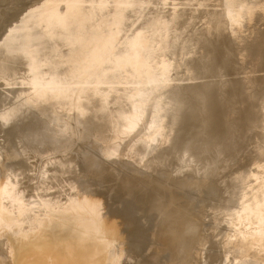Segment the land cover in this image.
Instances as JSON below:
<instances>
[{
  "label": "bare ground",
  "instance_id": "1",
  "mask_svg": "<svg viewBox=\"0 0 264 264\" xmlns=\"http://www.w3.org/2000/svg\"><path fill=\"white\" fill-rule=\"evenodd\" d=\"M130 1L136 0H0V36L2 35L0 38V81H8L9 91L15 93V88L18 92H21L27 86L36 88L48 85L53 87L45 91L44 98L52 105V107L48 105V109L45 108L40 99L27 96L24 91L28 88L19 93L18 104L21 103V106L15 110H11L13 112L6 114L5 118L9 124L20 127V135L18 134L17 140L13 141V143L12 141H2L0 163L4 162L8 164L18 159H23L25 157L23 151H30L35 154L30 158H24L27 159L28 163L32 164L34 162L36 165L47 163L51 164L55 169L62 168L69 171L60 175L52 172L48 182L42 185L44 191H48L49 189L47 188L61 186L65 178L71 177L67 179L69 183L65 184L68 188V191H66L68 193L64 192L66 193L65 197L62 196L63 194L59 190L57 194H52L53 197L50 201L45 202L51 205L53 211L61 208L62 220L55 224L48 222V220L53 218L51 216L53 212L44 211L42 204H40L44 192L34 194L36 195L34 201L37 204L35 207L28 203L24 204L25 207L21 209L24 214L20 215L17 213L16 215L10 210L7 213H0V232L4 230L16 231L25 236V238L20 236L9 237L10 245L6 259L10 264H26L24 262L31 260H34L31 264H46L49 258H47V255L42 256V254L49 253L56 255L59 251L61 253L65 252L68 258L66 264H110V261L115 260V257L109 251V247L114 251H118L116 248H111L110 245L130 249L135 254L139 253V249L134 250V242H137L134 238L138 231L139 222H133L132 215L127 213V206L130 204V200L122 201L115 198L122 193L121 190H118L119 192L114 190L115 185L119 183L124 185L132 184V186L143 183L146 187L147 184H151L153 188L155 187V190H161L168 198L175 197L176 201L187 210V213L180 214L177 213V210V215L176 213L175 215L172 213V215H169V213L166 216L164 214L163 221L160 222L158 220L159 222L157 221V223L152 225L154 227L152 228L153 236L151 239L161 243L159 244V249L154 247L155 249L149 248L150 250H148L146 248L148 246H145V248L148 250L150 260L159 259L163 261V258H160V256H165V262L163 261L165 264H195L197 262L196 259L190 261L189 250L193 249L192 247L200 246L205 238H214L216 236L212 235V232L208 236L202 235L194 223L196 211L198 207L201 208V198L208 195L214 186L220 197L223 196L226 199L228 197L233 198L235 203L240 204L241 201V205L243 206L255 204L256 207L264 205V101H262L264 97L261 99L260 95L263 84L254 76L255 74L253 75L257 66L260 63L263 64L261 58L252 64L248 71L249 73L246 74L243 89L247 96L246 101L248 102V106L243 110L240 109L238 112L231 110V112H226L223 115L208 114L210 109L219 107L222 102L220 103L213 99L207 100V90L204 88H201L198 92L196 91L193 95L185 97L182 101H175L173 105L166 107L157 105L156 97H147L144 103L145 109L142 110V120L147 123V129L148 127L155 126V124L165 123H168L172 127V131L170 132V139L172 141L167 146L160 147L158 152L150 159L151 156L146 150L147 146L145 143L147 139L152 137L148 132H146L145 138H138V135L135 136L137 138L131 140L132 146L124 148L125 145L123 143L127 140V134L130 135L134 130L132 127L126 131L120 122L123 118V113L133 112L136 105H123L122 96L115 95L114 91L106 90L112 79H117L116 81H118L123 75L122 68H119L120 64L124 62L122 44L125 46L126 41L131 47L127 36L126 39L120 37L113 45L110 52L112 54L104 58L99 57V63L96 68L88 72L85 71L79 80L69 77V74L73 70L76 72L75 66L79 61L62 63L64 60L71 58L64 56V48L58 45L63 43V41L56 42L57 44L53 50L50 48L44 49V51H37L39 48H43L44 36L51 30L47 28L48 22H56V25H62L64 28L70 24L74 25L72 29L74 32L75 28L81 26L84 29L94 30L95 33L106 29L107 33L105 34H112L108 29L111 24L119 21L122 17L132 16L133 12L127 15V7ZM255 1L250 0L249 3L254 6ZM221 2L230 3V7L232 8L236 6L238 1L222 0ZM115 3L121 4L122 8L118 6L110 7L111 5H115ZM31 4H37V8L34 10L30 9L31 11L26 10ZM256 9L253 13L257 22L261 19L260 16L264 12V5L263 8ZM33 13L38 16V21L40 20L38 23H28L24 20V18ZM148 14L149 12L146 15ZM170 17L175 16L171 15ZM208 19L211 27L202 36L197 35L192 37L198 39L200 46H205L209 43L208 40L215 41V38H212V27L216 24H227V19L219 17L214 10L211 11ZM143 22V26L146 24H159L161 26L157 30L158 37L146 38L140 46L137 44V39H134V45H137V49L139 50V61L145 55L153 59V62H150L146 67V69L148 66L150 69H153L151 73L155 70H160L161 61L168 63L173 61V56L179 55L173 62V64L177 65L178 61L183 58V55L179 52L185 46L186 39L176 41L177 43L173 44V48L169 49L167 47L171 41L164 37L163 31L167 28L179 31L181 30V26L185 24L176 18L164 19L163 17H146L145 20L143 19ZM8 28L18 29L10 30ZM186 28H188L187 25ZM262 28L260 29L262 30ZM8 33H11V35ZM151 36L153 37L154 33ZM157 40L159 43L155 45ZM249 41L248 34L244 42L247 43ZM27 45H32L33 49L26 54V57L22 58V67L17 72L15 71L16 63L13 61L14 55L26 52ZM150 51H153L154 54H151ZM34 52L39 53L38 59L32 56ZM219 52L221 50L217 47L203 52L205 55L207 54L203 60L208 61L211 67L210 70H213V72L215 70L221 71L220 69L228 67L224 61H221L222 67L218 68V64L212 67V60L216 58ZM189 53H193V50L189 51ZM49 59L54 61L59 60L56 63L63 64V67L59 68L56 66L50 82L41 81L42 85L36 86L37 82H33L34 79L31 74L34 72L32 67H34V64L39 66L41 63L50 61ZM104 60H107L108 64L115 63L116 67L113 72L115 74L108 73L110 68H106L101 64ZM154 85V82L148 83V86H146L148 88L146 89L147 95H153L154 92L158 91L160 85L158 87L156 85L157 88ZM161 92L163 93L162 90ZM170 94V92H167L165 96L164 94L160 96L169 97ZM21 95L23 96L21 97ZM173 98L172 96V100L174 101L175 99ZM100 103L105 104L110 109L111 113L109 117L102 125L87 128L85 123L81 121L83 115L79 112V109L81 107L95 109L99 107L97 105H100ZM152 106H156L157 108ZM183 107L199 108V112L206 115V117H203L200 127L180 131L176 123L175 112H179V108ZM158 108H163V110ZM168 111H174V113L169 118L162 119L163 114L165 113L166 115ZM61 116H63L62 119L60 118ZM28 117L31 118V122L26 124L45 126L47 121H49L50 127L57 129L53 132L48 128L33 130V127L25 125ZM50 120L54 123L57 121L58 124L55 123L54 125ZM137 120H139L138 117L132 118L129 121V125L135 123ZM71 127L74 132L81 130L84 133L79 135L76 133L74 136H78L74 138L69 132ZM156 128L152 129V131ZM116 132L119 135L126 133V136L122 141L119 140L113 145L111 141H113ZM51 134H53L52 139L49 138ZM179 135L180 137L183 135H191L192 137H189L190 139L188 137L177 139L176 136ZM92 138L103 141L110 152L119 151V155L132 158V163L130 161L131 166L129 164H126V166L120 164L117 171L110 172L111 170L109 171V168H107V163H104L100 157L96 156L94 159L91 157L93 156L92 153L82 152L83 147L86 146L85 143L89 142ZM138 146L142 149L145 148L146 152V154H142L139 158L136 156ZM71 152H75L76 155L70 161L67 157ZM2 153L6 156H3ZM14 175L17 174L15 173ZM242 176L243 178L241 179ZM0 177L1 187V181H3L5 176L0 175ZM10 177L13 178V176ZM94 177H99L103 181L101 183L105 190L110 193L108 194L109 196L100 194L101 192L104 193L101 190H93L91 188ZM236 177H240V179L237 181L238 178ZM12 181H16V179L13 178ZM3 188L6 190V185ZM139 188L141 189L142 187L139 186ZM130 189L128 188V191ZM144 190L148 189L144 187L141 191ZM158 190L156 193L160 194L161 192L158 193ZM97 192L98 194H96ZM54 193H56V190ZM156 193L154 192V194ZM7 194L10 196L9 193ZM20 194V198H22L23 195L22 193ZM158 205L156 204V206ZM10 206L12 205L10 204ZM149 206L151 204L147 205V207ZM162 209H164V206L163 208L159 206L158 210L156 207V211L159 214ZM151 210L153 211V209ZM42 211L44 212L42 213ZM225 213L228 215L227 218L230 217L229 221L236 220L239 217L238 211L233 209L227 210ZM5 214L9 215V218L5 217L6 220L4 219ZM14 216H18L21 222L16 220L17 217ZM31 223L34 224L31 225ZM223 223L225 222L223 221ZM254 226L258 230L263 229L264 211H262L260 218L255 221ZM149 228L151 229V227ZM47 234L49 235L46 236ZM145 238L146 235L143 239ZM113 241H116L117 244ZM227 242L229 240L226 239ZM26 248L36 250L37 252H29ZM259 251L256 248L254 253L258 254ZM147 252L146 254H148ZM204 254L202 252L200 256H204ZM1 258L0 264H8ZM59 259L57 257L55 264L59 263ZM199 261L203 264V259ZM254 264L258 263L254 262Z\"/></svg>",
  "mask_w": 264,
  "mask_h": 264
},
{
  "label": "rangeland",
  "instance_id": "2",
  "mask_svg": "<svg viewBox=\"0 0 264 264\" xmlns=\"http://www.w3.org/2000/svg\"><path fill=\"white\" fill-rule=\"evenodd\" d=\"M221 1L222 0L130 1V4L127 7V15H130L133 12L131 14L132 16L122 17L119 21L111 24L108 28L112 33L110 35L105 34L107 33L106 29H103V31L99 30L98 33H95L94 30H88L82 28L81 26H78L77 28H75L74 32L72 31L74 25L70 24L67 25L66 28H64L62 25H56V22H48L47 28L51 30L44 36L43 48H39L37 51H44V49L50 48L51 50H53L54 46L57 44L56 42L63 41V43H60L58 45L64 48V56L71 58L64 60L62 63L68 61H70L69 63H72L76 60L79 61V63L75 66L76 72H74L73 70L72 73L69 74V77H73L76 78V80H79L80 78H82L85 71L88 72L96 68L99 63V57L104 58L112 54L110 52L112 51L113 45L120 37L126 39L127 36V40L129 41L128 43L131 44V47L126 43V41L125 46H123L124 44H122V57L124 59V62L120 64L119 68H122L123 75L118 81H116L117 79H112V82L109 83L106 90L114 91L115 95H118L120 97L122 96V101L124 102L123 105H136L134 107L135 109H133V112L123 113V118L120 122V124L126 129V131H128L132 127L134 130V132L130 135L127 134V140L125 143H123L125 145L124 148H129L132 146L131 140L137 138L135 136L138 135V138H145V135L147 134L146 132H148L152 135V137L145 141L147 146L146 150L151 156L150 159H152V156L158 152L160 147L167 146V144L172 141V139H170V132L172 131V127L168 125V123H165L155 124V126H151V128L148 127L147 129V123L142 120V110L145 109L144 103L147 97H156L157 105L166 107L169 105H173L175 101H182L185 97L193 95L196 93V91L198 92V90L204 88L207 90V100L213 99L222 102L219 107L213 108L212 110L210 109L208 111V114L223 115L226 112H231V110L238 112L240 109L243 110L246 108V106H248V102L246 101L247 96L245 90L243 89V82L246 80V74L249 73L248 71L251 68L252 64L256 60H260V58L263 60V64L260 63L257 66L253 75L255 74L254 76L258 78V81L262 82L263 87L261 88L260 95L261 99L264 97V12L260 16L261 19H259L257 22L253 13L256 8H263L264 0H256L254 6L249 3L250 0H237L238 2L236 3V6H233L232 8L230 7V3H224ZM113 6L122 8V5L118 3H115V5H111L110 7ZM36 8L37 4H31L27 7L26 10L31 11ZM213 10L219 17L226 18L227 24H216L214 27H212V38H215V41L207 39L209 43H207L205 46H200L198 39L192 37L197 35L202 36L211 27L208 18L211 11ZM147 12H149L148 15H146ZM171 15L175 17H170ZM146 17H163L164 19L176 18L178 19V21L185 24L184 26H181V30L179 31L172 28H167L163 31L164 37L171 41L168 43L167 48L169 49L173 48V44L177 43L176 41L186 39L185 46L179 52L181 53V55H183V58L178 61L177 65L173 64V62L179 55L173 56V61H170L168 63L161 61L160 70H155L153 73H151L153 69H150L149 66L146 69V67L150 64V62H153V59H151L148 55H145V57L141 61H139V50L137 49V45H134V39H137V44L138 46H140L144 43V40L146 38L158 37L157 30L161 26L159 24H146L145 26H143V19L145 20ZM38 19V16L34 13L24 18V20L28 23H38L40 21H38ZM186 25L188 28H186ZM260 28H262V30ZM8 29L14 30L18 28ZM153 33L154 36L152 37L151 35ZM8 34L11 35V33ZM248 34L250 41L246 43L244 42V40L246 39ZM158 43L159 41L157 40L155 42V45H157ZM213 47H217L219 50H221V52L217 53L216 58L212 60V67L216 64H218V68L222 67L221 61L226 62L228 65V67L220 69L221 71H211V67L208 64V61L203 60V58L207 55H205V53L203 52L208 51V49L210 48L214 49ZM32 49V45H27V48L25 49L26 52H20L19 54L16 53L14 55L13 61L16 63L15 71L19 72L20 67H22V58L26 57V54H28V52ZM192 50L193 53H189V51ZM150 53L154 54L153 51H150ZM32 56H35V59H38L39 53L34 52ZM49 60L50 61L41 63L39 66H36L37 64H34V67H32V69H34V72L31 74L32 78L34 79L33 82H37L35 84L36 86L42 85L41 81L50 82L56 66L59 68L63 67V64L56 63L59 60ZM101 64L106 68H110L108 73H113L115 71V63L108 64L107 60H104ZM153 82L155 83V88H157L159 85L160 88L158 89V91L154 92L153 95H147L146 89L148 88L146 86H148V83ZM26 88L28 89L25 90ZM26 88L23 90H25L24 92L27 94V96L29 95L40 99L42 104L47 109L48 105L52 107L49 101L44 98L45 91L53 88L52 86L42 85L36 88H33V86H27ZM161 90L163 91V93L161 92ZM167 92H170L172 94V96L174 97L173 99H175L174 101L172 100L171 94L169 97L160 96L161 94H164L165 96ZM14 93L15 92L9 91L8 81H0V147L3 146L4 141H12L13 143V141H16L18 136L20 135V127L17 125L9 124L5 118L6 114H9V112H13L11 110H15L21 106V103L18 104L19 94H17V97H15L16 95H14ZM22 96L23 95H21V97ZM262 101H264V99ZM102 104L103 103L97 105L99 107L95 109H89L87 107H81L79 109V112L83 115L81 121L85 123V126L87 128H91L92 126H100L109 117V114L111 113L110 109L105 106V104ZM152 107L157 108L156 106ZM6 108L7 110H5ZM158 109L163 110V108ZM179 110V112L175 113L176 123L180 131L184 129L200 127V123L202 122L203 117H206L204 113L199 112V108L183 107L179 108ZM172 113H174V111H168L166 112V115L164 113L162 119L165 120L169 118ZM137 117L139 118V120L129 125V121L132 118L134 119ZM60 118L62 119L63 116H61ZM29 122H31L30 117H28V119L25 121V125L33 127V130H36L38 128H48L53 132L57 129L55 127H50V125L48 124L49 121H47L46 124L43 123L45 124V126L26 124ZM51 122L52 124L54 123L53 121ZM55 123L58 124L57 121ZM154 128L156 129L152 131V129ZM69 132L74 138H77L79 134L84 133V131L81 130L79 132H74L72 127L71 129H69ZM76 133L78 135L74 136V134ZM125 136L126 133L119 135V133L116 132L115 137L113 141H111V143L114 145L119 140L122 141ZM52 137L53 134H51V137L49 138L52 139ZM176 137L177 139L181 137H183L184 139L188 137V139H190L189 137L192 136L183 135L180 137L179 135ZM85 145L86 146L83 147L82 152H88L89 154L92 153L93 156L91 157L94 159L96 158V156L100 157L104 163H107V168H109V171L111 170L110 172L114 170L117 171L120 164L126 166V164L130 165L131 160L133 161V159L130 157L119 155V151L110 152L109 150H107L104 142L99 139L92 138L89 142H86ZM137 149L138 152L136 156L138 158L142 156V154H146L145 148L142 149L140 146H138ZM23 153L25 154L24 158H30L31 156H33V154H35L34 152L30 151H23ZM2 154L3 156H6L4 153ZM75 155V152H71L68 154L67 158L71 161V159L75 158ZM24 158L18 159L19 161L16 160L13 163L10 162L14 165L10 163L5 164L4 162L0 163V175L5 176L3 179L4 182L1 181L0 187V193L2 192V194H0V213H7L10 210L16 215L17 213L21 215L23 213L21 209L22 207H25L24 204L28 203L29 205L35 207L37 204H35L34 201V197L36 196L34 194L44 192L43 199H41L40 201V204H42L44 211L46 210V212H53L51 216H62V212H60L61 208H58L57 211H53L51 205L45 202L50 201L53 197L52 194H57L59 190L61 191V194H63L62 196L68 193L66 192L68 191V188L65 184L69 183L67 179H70L71 177L68 176L67 178H65V181L61 183V186L47 188L49 189L48 191H44L42 185L48 182L52 172L55 174L58 173L60 175L69 171H66L62 168L55 169L51 164L47 163H45L46 165H36L34 164V162L30 164L26 161L27 159ZM108 162L110 163L108 164ZM15 173L17 175H14ZM7 174L9 176H13L16 181H12L13 178H9ZM242 178L243 176L241 177V179ZM239 179L240 177L237 179V181ZM101 182L103 183V181H101L99 177H94L91 188L93 190H101L104 193L99 192L100 194L109 196L108 194L110 193L105 190ZM4 185H6L7 187L6 190L3 188ZM139 186H141L142 188L140 189ZM14 187L17 189H15ZM126 187H128L129 189L131 187V189L128 191V188ZM144 187L148 190L141 191L144 189ZM152 188L153 187L151 184H147L146 187L143 183H141V185L137 184L135 186H132V184L124 185L122 183L115 185L114 190H121L122 192L121 195H117V197L115 198H118L119 200L121 199L122 201H126L129 199L130 204L127 206V213L132 215L133 222H139L138 231L134 238L137 240V242H134V250L139 249V253L135 254L130 249L122 247L118 248L116 246L110 245L111 248H116V250H118L114 251L109 247V251L115 257V260H111L110 264H165V256H160V258H163L164 262L159 259H149L150 256L147 251L152 248H158L160 246L159 244L161 243L157 240L151 239L153 236L152 228L154 227H152V225L157 223L158 220L160 222L163 221L166 214L168 215L170 213L169 215H175L177 210L178 214L187 213V210L183 205H180V203L176 201L175 197L172 196L168 198V196L165 193L161 192V190H155V187L153 189ZM55 190L56 193H54ZM157 190L158 193H161L157 194ZM154 192L157 195L154 194ZM209 192L210 193L208 195H205L201 198V208L198 207L196 211L194 223L195 227L200 230L202 235L204 234L208 236V234L212 232L211 234L216 236L214 238L207 237L201 242L200 246L198 245L197 247H192L193 249L189 250L190 261L196 259L197 262L195 264H201V261H199L201 259H203V264H254V262H257L258 264H264V227L263 229L258 230V228L254 226L255 221L260 218L262 211H264V205L256 207L255 204L243 206L241 205V201L240 204L235 203L233 201V198L228 197L226 199L223 196L220 197L217 194V190H215V186L213 190H210ZM7 193H9L10 196ZM20 193H22L23 195V200L22 198H20ZM96 194H98V192ZM145 200H147L148 202H145ZM153 200L155 201V203ZM146 203L147 205H153V207H147ZM158 203L162 205H158ZM10 204L12 206H10ZM156 204L158 206H156ZM1 205H3L4 207ZM14 205L16 206L13 208ZM112 206L114 207L113 203ZM154 206L157 207V210L159 206L161 208H163L164 206V209L160 211L161 215L156 211V207ZM165 206L167 209L165 208ZM150 208L153 209V211ZM225 208L227 210L233 209L238 211L239 217L236 220L233 219V221H229L230 217L227 218L228 215L225 213V211H227ZM44 211H42V213ZM155 212L157 213V215ZM5 217L9 218V215H4V219L6 220ZM14 217H17L16 220L20 221L18 216ZM160 218H162V220H160ZM218 219L219 221H217ZM223 221L225 223H223ZM32 224L34 223H31V225ZM149 227H151V229ZM147 232H150L151 234ZM145 235L146 238L143 239ZM10 236H20L25 238V236H22L21 234H19V232L16 231L13 232L4 230L3 232H0V256L3 257L0 258L3 259V261H6L8 264L10 263L6 259V256L8 255L9 251L8 248L10 245ZM226 239L229 240V242L226 243ZM155 241L157 244L155 243ZM113 242L117 244L116 241ZM145 246H148L146 247L148 248V250L145 248ZM256 248L260 250L258 254L254 253V250H256ZM26 250L29 252L33 251L32 253L37 252L36 250H29L27 248ZM145 251L148 254H146ZM202 252L205 253L204 256H200ZM46 255L47 258H49L46 264H55L57 261V257L60 258V264H66V260H68L64 251L63 253L59 251V253L57 252L56 255H51L49 253L42 254V256ZM33 262L34 260H31L29 262L26 261L24 263L31 264Z\"/></svg>",
  "mask_w": 264,
  "mask_h": 264
},
{
  "label": "water",
  "instance_id": "3",
  "mask_svg": "<svg viewBox=\"0 0 264 264\" xmlns=\"http://www.w3.org/2000/svg\"><path fill=\"white\" fill-rule=\"evenodd\" d=\"M6 32V31H5ZM4 35V34H3ZM2 37V35L0 36V38ZM15 91H16V94L14 93V95H16L15 97H17V93H18V91H17V89L15 88L14 89ZM19 94V93H18ZM221 103V102H220ZM39 123V122H38ZM62 217L61 216H53V218H51L50 220H48V222H50L51 224H55L56 222H58V221H60V220H62L61 219ZM61 222H63V221H61ZM49 234H47V236H48Z\"/></svg>",
  "mask_w": 264,
  "mask_h": 264
}]
</instances>
